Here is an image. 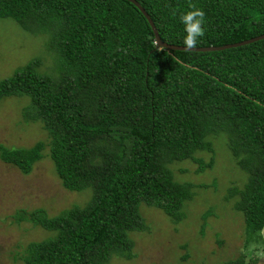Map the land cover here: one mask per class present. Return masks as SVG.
<instances>
[{"label": "trees", "instance_id": "trees-1", "mask_svg": "<svg viewBox=\"0 0 264 264\" xmlns=\"http://www.w3.org/2000/svg\"><path fill=\"white\" fill-rule=\"evenodd\" d=\"M134 1L167 45L184 46L180 15L192 10L190 4L205 12L195 48L264 35V0ZM0 19L41 37L56 71L39 73L34 59L0 80V100L26 99L24 120L38 122L47 137L29 148L0 145V161L27 174L46 148L63 189L90 191L83 207L54 217L38 210L19 214L52 233L27 244L22 264L131 259L129 234L147 229L140 205L177 223L191 196V186L175 183L168 165L195 162L194 154L208 151V139L219 135L246 174L243 188H232L229 197L238 196L234 208L247 235L259 237L264 40L204 53L158 49L146 20L126 0H0ZM242 262L239 256L225 264Z\"/></svg>", "mask_w": 264, "mask_h": 264}, {"label": "rangeland", "instance_id": "rangeland-1", "mask_svg": "<svg viewBox=\"0 0 264 264\" xmlns=\"http://www.w3.org/2000/svg\"><path fill=\"white\" fill-rule=\"evenodd\" d=\"M44 51L41 37L22 31L10 19H0V80L34 59L40 61L39 73L55 75V60ZM27 104L23 98L0 100L3 147L29 148L47 142L38 122L24 120L22 110ZM208 142L210 149L197 151L195 162L168 165L175 183L191 186L181 220L174 223L159 210L140 205L147 229L129 234L132 258L113 257L107 264H225L239 256L242 264H264V235H247L242 215L234 208L238 196L228 194L232 188H243L246 174L235 164L223 135L210 137ZM42 153L27 174L0 161V264H22L19 258L27 244L52 235L19 217L21 212L38 210L50 218L74 206L83 207L90 199L89 190L63 189L47 149Z\"/></svg>", "mask_w": 264, "mask_h": 264}, {"label": "clouds", "instance_id": "clouds-1", "mask_svg": "<svg viewBox=\"0 0 264 264\" xmlns=\"http://www.w3.org/2000/svg\"><path fill=\"white\" fill-rule=\"evenodd\" d=\"M192 9L180 15V22L184 25L186 36L184 37V46L187 49L196 47L198 38L204 36L205 12L197 8L194 4H190ZM176 13L173 12V15ZM260 234L264 235V229L260 230Z\"/></svg>", "mask_w": 264, "mask_h": 264}, {"label": "water", "instance_id": "water-1", "mask_svg": "<svg viewBox=\"0 0 264 264\" xmlns=\"http://www.w3.org/2000/svg\"><path fill=\"white\" fill-rule=\"evenodd\" d=\"M126 1L131 3L141 13V15L144 17V19L146 20L149 28L151 29V32H152V35H153V38H154V42H155V46L158 49L163 48V49H166V50H173V51L201 52V53H204V52L222 51V50H226V49H230V48H235V47H239V46L248 45V44L260 41V40H264V35H261L259 37H255L253 39L242 41V42H239V43L228 44V45L219 46V47H205V48H193V49H187L185 46L167 45V44L162 43L160 41L153 23L151 22V20L148 17V15L144 12V10L134 0H126Z\"/></svg>", "mask_w": 264, "mask_h": 264}]
</instances>
